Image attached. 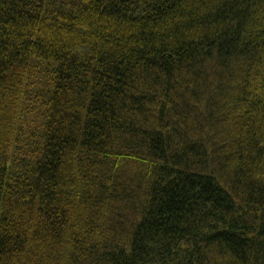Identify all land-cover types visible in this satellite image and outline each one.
Listing matches in <instances>:
<instances>
[{
  "label": "trees",
  "instance_id": "16d2710c",
  "mask_svg": "<svg viewBox=\"0 0 264 264\" xmlns=\"http://www.w3.org/2000/svg\"><path fill=\"white\" fill-rule=\"evenodd\" d=\"M0 264H264V0H0Z\"/></svg>",
  "mask_w": 264,
  "mask_h": 264
}]
</instances>
